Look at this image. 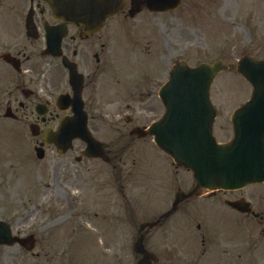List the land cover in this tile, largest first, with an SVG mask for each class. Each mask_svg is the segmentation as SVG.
<instances>
[{
	"label": "flooded vegetation",
	"instance_id": "1",
	"mask_svg": "<svg viewBox=\"0 0 264 264\" xmlns=\"http://www.w3.org/2000/svg\"><path fill=\"white\" fill-rule=\"evenodd\" d=\"M117 23V15L109 16L102 29L93 31L83 23L58 18L46 0H0V120L37 124L41 129L73 114L71 106L59 109L57 98L74 96L69 67L75 63L84 79L89 126L102 139L109 161L84 157L86 145L80 141L52 162L54 176L57 182L89 192L100 204L104 196L110 211L116 203L117 167L125 164L121 155L136 142L131 135L133 123L145 125L158 110L156 97L144 98L123 82ZM58 41L60 47L55 48ZM126 110L132 117H124ZM243 196L240 191H219L211 200L225 202ZM225 208L250 220L246 224L253 219L264 228V206L254 205L248 214ZM257 243L264 248L263 239Z\"/></svg>",
	"mask_w": 264,
	"mask_h": 264
},
{
	"label": "rangeland",
	"instance_id": "2",
	"mask_svg": "<svg viewBox=\"0 0 264 264\" xmlns=\"http://www.w3.org/2000/svg\"><path fill=\"white\" fill-rule=\"evenodd\" d=\"M136 22L140 26L139 33L132 35V50L138 57H146V67L150 74L155 72L154 76L160 74L167 79L170 69L181 58H185L192 65L204 59L220 58L228 62L231 68L221 73L212 86L211 95L218 110H221L224 117L229 118L232 111L251 96L253 88L237 72L236 64L244 54L264 57V0H183L181 7L176 11L163 14L146 12ZM157 62H160L162 70L155 71L158 68ZM216 131L219 139L223 140L231 134L230 126L225 131H221L217 126ZM19 135L21 131L17 128L7 123L0 124V219L12 224L15 232L26 235L33 231V184L45 179L35 171L45 173L49 161L38 162L32 143L36 140L30 139V147L26 149L21 147L24 141H18ZM28 136L29 133L27 135L24 131L23 139L29 140ZM146 151L156 163L168 164L166 157L159 150L148 146ZM148 172L150 174L138 177L139 181L130 182L127 192L132 200H135V197L149 196V211L155 208L149 218H153L164 205H168L170 198L173 199L176 184L171 168L169 171H162V188H157L152 179L151 174H156L155 170ZM179 177L183 186L192 180L191 173L184 169L180 171ZM246 190H264V183L248 187ZM196 203L201 204L202 201L198 200ZM123 215L124 212L119 206L117 239L113 241L115 244L103 239L101 250L103 253L107 252L112 264H135L131 236L134 235V229L136 233V227L133 225L134 229L127 228V223L121 220ZM217 220L218 218L214 217L213 223ZM51 228L43 230L42 233L45 235ZM52 233L50 231V234ZM59 236L63 235L60 233ZM218 236L222 238L221 234ZM146 243L150 250L160 256L158 264H178L163 256L166 245L162 230H154ZM73 244L69 238L62 240L55 248L49 244L48 248H45L51 259L39 260L38 264H79V257L72 260L73 257L69 256L68 259L67 253ZM171 247L175 249L174 245ZM179 248L188 252L191 259L200 258L199 264H209L208 254H204V246L199 237L192 244H180ZM89 250L90 248L86 247L84 253ZM33 259L19 246H0V264H34ZM109 262L102 259V264Z\"/></svg>",
	"mask_w": 264,
	"mask_h": 264
},
{
	"label": "water",
	"instance_id": "3",
	"mask_svg": "<svg viewBox=\"0 0 264 264\" xmlns=\"http://www.w3.org/2000/svg\"><path fill=\"white\" fill-rule=\"evenodd\" d=\"M91 1L101 4L97 0ZM85 2L89 7V0ZM142 2L151 9L176 5L173 4L175 0H145L134 1L133 6L138 7ZM224 67L221 62L212 66L202 64L197 69H189L185 62L175 66L171 80L161 90L167 113L152 129L164 150L196 171L197 189L208 187L209 180H216L211 185L217 187L240 184L249 179L251 171L264 169V116L253 122V115L264 113V61L244 59L240 63L239 70L256 89L252 100L233 117L235 140L218 146L212 136L215 112L209 99V87L215 74ZM17 240L12 237L9 226L0 222V242ZM19 241L24 243V240ZM139 247L141 243L138 246L141 250Z\"/></svg>",
	"mask_w": 264,
	"mask_h": 264
}]
</instances>
